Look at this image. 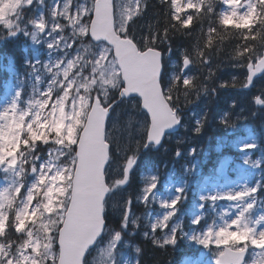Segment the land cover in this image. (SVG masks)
<instances>
[{"label":"rangeland","instance_id":"374dc122","mask_svg":"<svg viewBox=\"0 0 264 264\" xmlns=\"http://www.w3.org/2000/svg\"><path fill=\"white\" fill-rule=\"evenodd\" d=\"M199 1L177 0L187 7L198 6ZM93 3L94 0H0V31L4 35L0 37L1 41L10 38L13 47L23 55L17 63L12 53L7 54V65H14L16 72L9 77L5 96L0 101V233L5 218L11 216L18 232V218L29 206L33 210L39 208L35 223L29 225V233L20 231L21 236H15L12 242L0 238V249L12 255L17 264H24L25 259L27 264H53L50 257H55L56 262L57 245L54 249L50 246L56 244L57 239L53 241L47 237L44 226L51 221L52 235L57 238L69 200L79 130L97 96L108 104L114 91L119 92L123 85L112 46L85 38ZM252 4L253 0H227L223 4L222 16L226 21L236 17L247 22ZM142 6V0H116V25L120 32L128 34V25L140 14ZM135 39L142 48L158 43V38L149 31ZM73 40L77 42L75 46H72ZM101 54L107 57L105 78L110 82L94 84L90 70ZM166 56L169 58L172 52ZM183 58L169 59L172 69L167 76L166 88L170 102L181 109L179 116L183 127L168 137L162 150L167 151L170 148L168 142H172L177 146L171 147L170 155H175L174 151L178 150V156L189 158V162L183 166L182 173L175 162H170L163 178L154 167L144 166L138 194L132 198L128 193L130 188L126 186L137 154L142 149H150L146 147L150 119L141 109L138 98L123 100L113 111L108 124L107 140L112 155L107 168L110 194L105 209L121 220L127 234L116 229L120 225L108 226L105 237L89 253L85 264H144L139 244L129 237L139 231V220L143 222L145 236L150 235L161 243L175 242L174 236L185 212V207L177 203L180 199H187L183 191L191 186L184 174L194 172L198 161L195 155L206 149L203 140L197 137L217 83L213 74L215 69L211 66L203 74L199 63L193 62L188 70L183 71ZM236 68L243 71L241 66ZM239 79L234 73L229 81L224 79L218 83L222 88L221 83L228 81L235 88L227 89L224 97L227 107L215 111L219 124L212 130L222 131V134H216L215 148H223V141L229 136L226 132L241 130L247 134L237 137L235 146L238 150L235 151L239 158L231 162L229 155L218 168L220 175L229 170L234 175L225 182L212 177L213 180H208L200 192L210 201L206 212H210L212 220L206 228L192 232V239L200 245L199 249L192 246L194 254L198 252V255L181 264H216L218 255L227 245L236 249L247 248L244 264H264V188L258 182L264 180V143H260L258 133L244 124L249 99L264 105V92L238 91L236 88L242 85L239 87ZM186 80L189 83L185 84ZM257 87L264 90V78L259 80ZM237 100L240 103L238 109ZM65 106L67 111L63 112ZM232 112L235 118H232ZM65 122L66 127L63 126ZM262 136L264 138V131ZM145 154L150 157V152ZM41 177L46 178V183H39ZM162 182L163 186L159 188ZM59 191L63 192V197H57ZM29 196H35V201H30ZM137 202L142 203L140 212L135 208ZM45 204L55 209L53 216L46 214ZM188 210L192 221L205 214L203 203ZM222 230L223 235H217ZM205 239L213 241L210 248L201 243ZM237 240L244 242L237 244ZM37 241L49 247H41L40 254L30 258L19 255L24 247Z\"/></svg>","mask_w":264,"mask_h":264},{"label":"water","instance_id":"95a60500","mask_svg":"<svg viewBox=\"0 0 264 264\" xmlns=\"http://www.w3.org/2000/svg\"><path fill=\"white\" fill-rule=\"evenodd\" d=\"M113 0H96L90 35L114 46L121 69L126 97L138 95L142 107L151 117L148 142L161 144L165 135L180 127L177 111L164 97L161 86L162 51L156 48L140 50L134 40L117 33ZM187 66V62H186ZM264 73L263 56L250 69L248 83ZM96 100L88 114L77 145V167L73 180L72 200L66 219L59 231L60 256L58 264H83V259L102 236L106 221L103 202L107 192L105 167L109 159V144L105 141L104 117L109 114ZM246 251L226 249L220 264H242ZM217 260V261H218Z\"/></svg>","mask_w":264,"mask_h":264},{"label":"trees","instance_id":"16d2710c","mask_svg":"<svg viewBox=\"0 0 264 264\" xmlns=\"http://www.w3.org/2000/svg\"><path fill=\"white\" fill-rule=\"evenodd\" d=\"M143 2L144 11L134 20V22L140 21L143 15L142 27L139 30L133 28L132 31L155 33L160 38L161 45L159 47L165 51L171 50L172 56L175 57L176 55L177 58H180L184 51L185 55L203 67V74L207 70L205 62H209L214 65L216 78L229 81L231 72L236 66H241L243 71L247 72L248 67L259 57L264 48V0L255 2L248 23L225 21L227 24L238 25L236 27L225 26V23L222 22L224 21L221 15L222 0H203L202 6L199 8H185L181 5L179 10L174 0H143ZM186 24L190 27H186ZM252 25L255 26L251 27ZM212 29L215 31H211ZM253 35L256 39H252ZM167 68L168 61L165 60V72ZM203 74L199 80L201 86ZM225 84L220 90L222 96L225 95L227 89L232 88L230 82ZM221 107H223L222 102L216 98H213L209 103L203 125V135L210 132L215 111ZM256 117L253 125L258 128L264 122V106L258 107ZM231 153V146L225 147L222 153L213 152L207 162L201 166V169L205 174L214 178L221 177L222 181L226 180L228 175L220 176L216 171V165L220 159ZM154 158L157 159L158 157L154 156ZM133 182H137V177L133 179ZM133 190L135 191V188ZM108 219L110 222L112 220L116 222L114 217L108 216ZM204 220V218L200 219L199 223L204 222ZM8 230L13 235L11 224ZM190 230V223L188 224L187 220L182 228L183 234L177 235V243L172 246H156L150 239H145L143 241L144 261L152 264H181L184 259L193 254V244L189 237Z\"/></svg>","mask_w":264,"mask_h":264},{"label":"snow or ice","instance_id":"6c2138e0","mask_svg":"<svg viewBox=\"0 0 264 264\" xmlns=\"http://www.w3.org/2000/svg\"><path fill=\"white\" fill-rule=\"evenodd\" d=\"M223 2H227V0H223ZM202 10L203 9L201 8V11ZM222 22L225 23V26H228V27L238 26V25H234V24H227L225 21H222ZM185 26L190 27V25H187V24ZM254 26L255 25H252L251 27H254ZM58 30H59V28H58ZM211 31H215V30L212 29ZM84 35H85V38L90 37L89 33H85ZM245 39H248V37H245ZM252 39H256L255 35L252 36ZM71 43H72V46H75L77 42L75 40H73ZM90 71H91V78H92V81L94 84L97 82L102 83V84H106V83L110 82L108 79L105 78L106 73L108 72V68H107V57L104 54H101V56L97 58V60L94 62V67ZM187 83H189V81L186 80L185 84H187ZM97 99H100V97L97 96ZM101 107H103L102 102H101ZM62 111L66 112L67 107L65 106L62 109ZM106 111L108 114L111 113L110 108L107 109ZM104 124H105V129H106L107 128V115H105V117H104ZM63 126H65V127L67 126L66 122L64 123ZM49 139H50V137H49ZM24 146L27 147V142H25ZM110 147H111V145H109V148ZM34 171H35V169H34ZM39 183H46V178L41 177L39 180ZM37 188H38V185H37ZM22 190L23 189H20V191H22ZM29 200L34 202L35 196H29ZM44 209H45L46 214L48 216H53L55 214V209L52 206H50V204H45ZM38 214H39V208H37L36 210H33L31 208V206H29L28 209L26 210V212L24 214H22L21 217L18 218V221L16 223L17 231L18 232L24 231L25 233H29V225L35 223ZM7 219L8 218H5L4 232L7 231ZM21 220L23 221V224L20 223ZM51 223L52 222L50 221L48 225L44 226L45 235L47 237H51V239L53 241H56L57 238L52 235L53 229L50 226ZM0 235H2V233H0ZM217 235H223V230L220 233H218ZM209 236H211V233H209ZM243 242H244L243 240H237L235 243L239 244V243H243ZM201 243L210 248L212 246L213 241L211 239H205V240H202ZM29 247L31 248V251H29ZM41 247H49V245H47V244L41 245L40 242L37 241L35 244H31L30 246L24 247L23 251L21 253H19V255H21L22 258H24L25 256L30 258L33 255H39ZM50 247L54 249L56 247V244L53 243ZM217 247H220V245L217 244ZM224 255H225V253H221L220 254L221 258ZM50 259H52L53 264H56L55 257H50ZM0 264H17V261L12 255H9L8 253H6L2 249H0ZM24 264H27V259L24 260ZM217 264H220V260L217 261Z\"/></svg>","mask_w":264,"mask_h":264}]
</instances>
